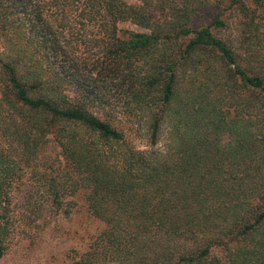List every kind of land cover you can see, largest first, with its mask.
Masks as SVG:
<instances>
[{"label": "trees", "instance_id": "16d2710c", "mask_svg": "<svg viewBox=\"0 0 264 264\" xmlns=\"http://www.w3.org/2000/svg\"><path fill=\"white\" fill-rule=\"evenodd\" d=\"M44 207L70 264H264V0H0V258Z\"/></svg>", "mask_w": 264, "mask_h": 264}, {"label": "rangeland", "instance_id": "374dc122", "mask_svg": "<svg viewBox=\"0 0 264 264\" xmlns=\"http://www.w3.org/2000/svg\"><path fill=\"white\" fill-rule=\"evenodd\" d=\"M129 4L136 0H124ZM120 28L140 31L132 24H120ZM160 141L159 146L165 142ZM28 197L22 192L15 197L17 205L22 197ZM47 207L41 211V216L35 222L25 221V217L16 215L18 222L11 243L0 258V264H70L75 251H82L85 245V234L97 229V224L88 223L81 214L74 215L69 221L62 216L49 220ZM51 217V216H50ZM34 219L32 218V221Z\"/></svg>", "mask_w": 264, "mask_h": 264}]
</instances>
